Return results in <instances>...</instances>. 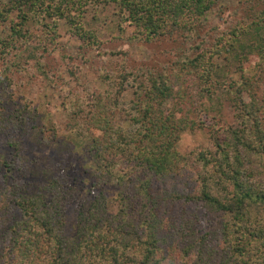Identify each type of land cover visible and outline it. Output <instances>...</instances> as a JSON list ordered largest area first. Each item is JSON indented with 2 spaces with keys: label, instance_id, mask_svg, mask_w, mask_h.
<instances>
[{
  "label": "trees",
  "instance_id": "obj_1",
  "mask_svg": "<svg viewBox=\"0 0 264 264\" xmlns=\"http://www.w3.org/2000/svg\"><path fill=\"white\" fill-rule=\"evenodd\" d=\"M99 5L115 9L117 29L124 34L130 28L131 41H179V58L161 70L104 75L105 91L86 100L69 93V133L90 137L93 178L116 190L117 211L109 210L101 192L80 199L69 236L66 207L76 192L60 172L37 190L19 187L14 201L0 188V264H264V11L237 21L206 48L207 34L198 28L220 17V0H8L0 20L17 12L18 21L10 26L11 36L0 37V66L9 48H16L14 37L26 40L30 22L53 32L45 21L63 19L79 39L95 45L81 20L88 6ZM223 56L221 68L215 59ZM250 57L258 60L254 78L245 75ZM234 74L240 76L236 81ZM125 88L133 94L120 111L129 130L116 122ZM221 98L231 106L232 125L216 109ZM4 111L0 103L6 129L25 131L30 124L27 110ZM213 111L212 123H203V115ZM196 129L208 131L212 150L181 155V133ZM194 162L202 168L194 170ZM4 168L13 172L10 163ZM189 182L195 185L187 193L176 189ZM177 204H201L229 218L216 259L204 244L207 236L197 237L182 215L175 218Z\"/></svg>",
  "mask_w": 264,
  "mask_h": 264
},
{
  "label": "rangeland",
  "instance_id": "obj_2",
  "mask_svg": "<svg viewBox=\"0 0 264 264\" xmlns=\"http://www.w3.org/2000/svg\"><path fill=\"white\" fill-rule=\"evenodd\" d=\"M7 1H0V10ZM220 5L223 7L221 14H215L220 17L207 20L204 27L198 28L201 36L207 34L203 45L206 48H211L218 34L225 33L237 21L248 16L253 20L260 11H264V0H220ZM250 9L254 10L250 12ZM17 21V12L11 13L4 22L0 20L2 39L9 37L10 26ZM81 21L84 30L95 35V45L79 39L63 19L45 21L48 26H54L53 32L38 22H30L25 28L29 32L25 36L26 40L15 36L16 48H9L0 66L3 78L0 81V103L5 114L14 115L17 110H27L29 115L26 116L31 118L25 131L13 130L12 126L6 129L0 124V188L7 196L10 194L8 202L14 201V197L22 192L19 187L37 190L48 184L52 174L60 172L59 177H65L76 192L72 202L66 207L65 233L69 236L75 231L76 207L80 199L101 192L109 202V210L112 213L117 211L116 190L108 185L97 184L93 178L94 169L86 151L90 137L78 138L69 133V93L80 95L86 100L94 92L105 91L104 75L113 77L124 74L125 70L138 68L161 70L171 66L181 52L178 48L179 41H157L152 44L131 41L130 28L124 34L118 31L119 19L112 6H88ZM212 26H215L214 30ZM216 26H220L218 31ZM257 61L256 57H250L245 64L247 77L254 78L259 71ZM215 63L224 68V56L216 58ZM230 68L229 70H233L232 66ZM231 77L236 81L240 76L234 74ZM132 98V89L125 88L118 99L116 122L128 130L130 126L120 111L127 109ZM203 101L208 107L209 102L205 99ZM230 107L225 98H221V106L217 103L216 109L220 110L222 122L226 125H232L236 121ZM214 113L203 115V123L211 124ZM38 127H43V132H39ZM93 134L99 135L96 131ZM176 150L181 155L198 151L208 153L212 150L208 131H184L176 144ZM5 162L12 165L11 174L4 168ZM201 168V163L194 162V170ZM193 185V182H189L187 186L180 183L176 185V189L187 193ZM14 211L16 215V210ZM173 215L175 218L182 215L184 222L191 221L190 225L194 226L197 237L207 236L204 244L212 253L214 251L213 259H216V255L224 247L221 242V227L229 218L201 204H177Z\"/></svg>",
  "mask_w": 264,
  "mask_h": 264
}]
</instances>
